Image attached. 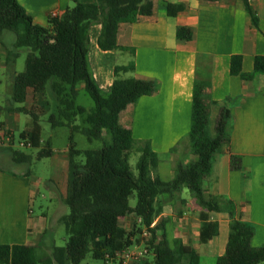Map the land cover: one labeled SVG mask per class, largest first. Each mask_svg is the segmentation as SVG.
<instances>
[{
  "label": "trees",
  "instance_id": "trees-1",
  "mask_svg": "<svg viewBox=\"0 0 264 264\" xmlns=\"http://www.w3.org/2000/svg\"><path fill=\"white\" fill-rule=\"evenodd\" d=\"M217 2L223 0H203ZM253 24L257 18L248 0H244ZM153 0H97L83 4L73 0V7L63 15L51 16L48 26L36 25L33 18L17 0H0V43L5 32L15 33L13 50L7 52V61L16 63L20 50L27 49L24 72L15 73L10 103L25 104L14 111L32 116L33 124L21 133L25 143L39 149L35 158L43 160L54 156L52 144L42 141L40 117L46 114L30 111L26 105L31 99L45 95L50 85L56 96L57 114H51L48 123L52 129H70V179L64 203L69 213L59 219L67 234L65 246H54L52 253L39 258L34 245H0V264H81L88 254L96 260L131 246L139 241L141 229L135 224L132 231L120 225L122 215L142 217L150 227L163 210L162 197L188 189L198 206L208 212H227L231 218L230 235L224 256L216 264H261L264 246L255 248L251 242L255 229L242 221L232 201L208 198L203 181L211 173L213 160L230 141V111L222 108L214 127L210 124V103L207 96L209 83L196 81L194 85L191 130L188 136L191 154L188 163L178 162L174 177L166 182L157 173L158 154L148 141L136 140L132 130L120 123L121 114L140 98L159 91L154 80L120 79V72L134 70V65L116 68V79L108 93L98 87L88 62L89 30L95 23L102 25L99 46L104 51L120 48L118 31L122 24L136 22L140 17L153 14ZM185 10L184 4H168L169 17H177ZM178 38L190 41L193 32L186 27L178 29ZM243 57L231 58L230 72L246 82L264 75V56L254 62V71L245 74ZM80 86L94 102L88 111L78 105ZM11 106H0L10 111ZM81 121V123H79ZM83 134L89 142L102 140L99 150H80L74 144V135ZM175 151V149H173ZM133 153H139L134 173L131 166ZM82 157L83 161H78ZM17 162L31 164L34 157L14 152ZM21 159V160H20ZM241 159L234 157L233 169H240ZM136 197L135 207L130 198ZM204 223L201 242L207 243L218 233L216 224ZM162 234L159 235V231ZM153 251L152 264H201L194 249L175 240L172 245L165 232V221L160 219L150 230Z\"/></svg>",
  "mask_w": 264,
  "mask_h": 264
},
{
  "label": "crops",
  "instance_id": "crops-1",
  "mask_svg": "<svg viewBox=\"0 0 264 264\" xmlns=\"http://www.w3.org/2000/svg\"><path fill=\"white\" fill-rule=\"evenodd\" d=\"M17 1L36 25L44 27L48 26L53 14L63 15L73 7V0ZM78 1L83 4L97 2ZM248 1L257 18L256 25L244 0H153L151 16L120 26V48L117 50L100 48L102 25L93 24L89 30L88 62L98 87L104 93L110 91L116 79V68L131 64L134 70L120 72V79L154 80L159 84L156 94L144 96L129 106L121 114L120 123L132 130L136 140L150 143L159 158L157 173L164 181L161 165H170L167 179L170 181L178 162L188 163L194 158L188 139L194 85L196 81L210 84L207 92L210 124L214 127L221 109L227 108L231 116L230 141L214 158L212 171L203 181L204 193L208 198L234 202L242 221L255 229L251 244L259 248L264 246V75L246 82L230 72L233 56L243 57L245 74L254 71L256 57L264 56V0ZM168 4H184L185 10L177 17H169ZM180 27L192 30L190 41L178 38ZM8 51L2 40L0 73L5 75L8 94L11 95L14 75L18 72L17 61H7ZM80 89L84 87L80 86L79 92ZM40 97L31 99L28 104L36 103L43 109L45 105L40 103ZM28 104L26 107L30 110ZM10 108V111H0V245H34L38 253V242L47 246L49 243L39 240L47 229L45 215L37 221L31 216L34 188L30 172L6 171L1 165L5 160L11 166L26 165L14 158V132L21 128L22 118L14 111L18 107ZM184 144L189 149L182 155ZM234 157L241 159L239 170L232 167ZM64 159L63 164L69 169L68 152ZM187 191L185 188L173 196L162 197L163 210L156 222L165 221V232L172 245L175 240H180L196 251L201 264H216L227 250L231 218L227 212L202 209ZM204 217L208 223L218 226V233L205 244L201 242ZM135 224L133 214L120 217V225L127 231H132ZM162 232L160 230L159 235ZM49 245L50 250L39 258L52 253L55 245L51 242ZM152 262L153 256L139 264Z\"/></svg>",
  "mask_w": 264,
  "mask_h": 264
},
{
  "label": "rangeland",
  "instance_id": "rangeland-1",
  "mask_svg": "<svg viewBox=\"0 0 264 264\" xmlns=\"http://www.w3.org/2000/svg\"><path fill=\"white\" fill-rule=\"evenodd\" d=\"M2 40L4 41L5 46L8 48V50H13V45L16 41L15 33L10 31L5 32ZM19 52L20 57L17 59L16 71L18 73H21L24 72L26 68L27 49L23 48ZM9 99L10 94H8V84L6 77L5 75L3 76L0 73V106L8 105L13 107H25V104L11 105ZM31 103L28 104V108L30 109V111H37L38 113L42 112L41 109L35 107L36 103ZM40 103H43L47 110L46 114L40 117L39 122L42 127V141L50 142L52 144L54 156L43 160H37L35 156L37 155L39 149L21 146L20 143L25 142L21 139V133L27 128L31 127V125L33 124V119L29 114L20 113L22 118L21 128L16 129L14 132L15 146L13 149L14 151H19L23 154L31 155L34 157V159L31 164L20 165L19 167L11 166V164L7 160H5L1 165L2 169L6 171H14L16 173H23L26 171L30 172L29 175L34 188V197L30 202L31 216L34 220L37 221L41 220L43 218V215H45L47 223V229L44 231L45 236L39 238V240L41 241L42 239V241L45 240L49 244L51 242L56 246L62 247L66 245L67 234L64 225L59 223V219L69 213V208L64 203V197L67 192L68 182L70 179V171L63 163L65 160L64 155L69 150L71 132L67 127L52 129L50 124L48 123L49 116L51 114H57L58 108L56 96L53 93L50 85L47 87L45 95L40 97ZM77 103L78 105L86 108L88 111L93 110L95 107L93 100L84 89H80ZM26 122H28V126ZM79 123H81V121H79ZM74 144L76 148L80 150H99L104 146V142L102 140L89 142L88 139L81 133H77L74 135ZM184 146L186 147V149L184 148ZM184 146L181 148L182 155L185 150L189 149L187 145L184 144ZM139 156V153H133L131 157L130 163L134 173H137L136 164L139 160ZM78 161H83V158H78ZM161 174L162 177H164L165 181L169 179V164L161 165ZM187 192L191 194L189 191ZM136 203V197L132 196L130 198V205L135 206ZM168 239L171 240L170 236H168ZM37 244L40 249H38V256L40 257L41 255H46L44 254V252L50 250L49 244L48 246L40 242H38ZM81 264L107 263L105 260L94 259L92 254L90 253Z\"/></svg>",
  "mask_w": 264,
  "mask_h": 264
},
{
  "label": "built area",
  "instance_id": "built-area-1",
  "mask_svg": "<svg viewBox=\"0 0 264 264\" xmlns=\"http://www.w3.org/2000/svg\"><path fill=\"white\" fill-rule=\"evenodd\" d=\"M52 16L58 15L53 14ZM20 144L22 147H32L31 143L21 142ZM135 221L141 229V233L137 238L139 241L134 240L131 246L106 255L105 261L107 264H139L153 256V251L149 244L152 239L150 230L156 226V220L150 227L145 225L142 217L135 216Z\"/></svg>",
  "mask_w": 264,
  "mask_h": 264
}]
</instances>
